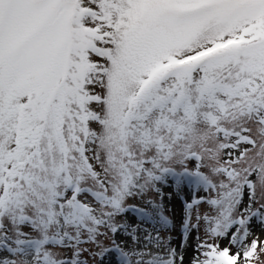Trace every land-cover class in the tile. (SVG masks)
Masks as SVG:
<instances>
[{
  "label": "snow or ice",
  "instance_id": "snow-or-ice-1",
  "mask_svg": "<svg viewBox=\"0 0 264 264\" xmlns=\"http://www.w3.org/2000/svg\"><path fill=\"white\" fill-rule=\"evenodd\" d=\"M258 250L264 0H0V264Z\"/></svg>",
  "mask_w": 264,
  "mask_h": 264
},
{
  "label": "rangeland",
  "instance_id": "rangeland-1",
  "mask_svg": "<svg viewBox=\"0 0 264 264\" xmlns=\"http://www.w3.org/2000/svg\"><path fill=\"white\" fill-rule=\"evenodd\" d=\"M165 207H166V210H167V208H173V207L175 208L177 219H174V227L178 228L179 227L178 216L180 213L179 203L174 200L171 204H169L167 199H165ZM168 214L170 216L172 215L171 213H168ZM173 236L175 237V232L173 233ZM252 264H264V252H260L258 250L257 256L255 258H253V260H252Z\"/></svg>",
  "mask_w": 264,
  "mask_h": 264
}]
</instances>
